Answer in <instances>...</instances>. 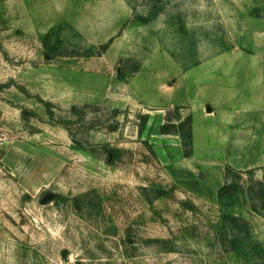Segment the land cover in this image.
Segmentation results:
<instances>
[{"label":"rangeland","instance_id":"obj_1","mask_svg":"<svg viewBox=\"0 0 264 264\" xmlns=\"http://www.w3.org/2000/svg\"><path fill=\"white\" fill-rule=\"evenodd\" d=\"M259 25L264 0H0V264H264L217 232L218 190L238 181L230 212L264 248V166L181 168L156 151L152 120L139 132L179 72Z\"/></svg>","mask_w":264,"mask_h":264},{"label":"crops","instance_id":"obj_2","mask_svg":"<svg viewBox=\"0 0 264 264\" xmlns=\"http://www.w3.org/2000/svg\"><path fill=\"white\" fill-rule=\"evenodd\" d=\"M252 30L244 44L179 72L170 83L169 104L146 113L163 160L202 170L264 166V26ZM175 108L180 121L192 117L191 156L180 134L160 131ZM198 147L209 156H199Z\"/></svg>","mask_w":264,"mask_h":264},{"label":"trees","instance_id":"obj_3","mask_svg":"<svg viewBox=\"0 0 264 264\" xmlns=\"http://www.w3.org/2000/svg\"><path fill=\"white\" fill-rule=\"evenodd\" d=\"M140 20L143 23H149L150 18L141 17ZM46 44L49 46L48 39ZM108 48V45L104 46V50ZM54 52V51H53ZM41 100V99H40ZM41 102L47 107L49 113L53 115L51 111L53 103L41 100ZM72 111L77 114L78 108L73 107ZM23 116L25 118L34 117L35 113L24 110ZM169 120L161 126L162 134L178 133L181 135L183 145L185 148V155L191 156L193 153V128H192V117H187L184 121H180L181 118L178 114L173 116L168 114ZM141 119L139 132L142 134L147 127L150 119L149 114L139 115ZM176 119V121H175ZM176 122H179L178 124ZM117 126H113L112 130L116 131ZM103 150L107 155L108 162L112 165L119 161L122 157V150L112 146H104ZM234 171L231 167H228L227 176L230 172ZM238 172V171H237ZM239 174V173H237ZM245 193L244 186L238 181H229L218 190V201L221 206L227 211H224L221 216V222L218 225V238L220 243L227 248L229 251L238 254L239 256L245 257L248 260L258 259L264 261V248L255 242L253 239V233L249 221L241 215L230 212V209L238 205L241 200V196ZM168 193L161 190L160 195L165 196ZM62 197L57 196V199Z\"/></svg>","mask_w":264,"mask_h":264},{"label":"water","instance_id":"obj_4","mask_svg":"<svg viewBox=\"0 0 264 264\" xmlns=\"http://www.w3.org/2000/svg\"><path fill=\"white\" fill-rule=\"evenodd\" d=\"M55 197H56V194H55V193H53V192H49V193H47V194L43 197V199L41 200V202H42L43 204H45V203H47V202H49V201H53V200L55 199ZM63 254L65 255V254H66V251H64Z\"/></svg>","mask_w":264,"mask_h":264}]
</instances>
